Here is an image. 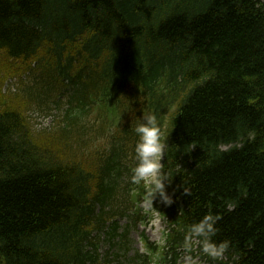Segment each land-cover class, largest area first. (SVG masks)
<instances>
[{
  "label": "trees",
  "instance_id": "1",
  "mask_svg": "<svg viewBox=\"0 0 264 264\" xmlns=\"http://www.w3.org/2000/svg\"><path fill=\"white\" fill-rule=\"evenodd\" d=\"M6 68L37 79L18 102L0 88V264H93L83 226L121 191L128 140L100 151L95 136L146 115L168 144L173 203L154 206L171 244L212 215L234 264H264V0H0ZM57 75L77 85L71 107L35 140L19 106Z\"/></svg>",
  "mask_w": 264,
  "mask_h": 264
},
{
  "label": "clouds",
  "instance_id": "2",
  "mask_svg": "<svg viewBox=\"0 0 264 264\" xmlns=\"http://www.w3.org/2000/svg\"><path fill=\"white\" fill-rule=\"evenodd\" d=\"M143 122L135 127V133L139 140L135 146L136 165L132 169L131 182L140 184L142 181L151 184L148 191L149 203L153 204L154 199L159 195L161 202L167 205L173 203V198L166 190L167 184L172 180L162 171V158L165 145L162 142V133L154 115L143 116ZM185 194H191L188 188H184ZM218 217L212 215L204 216L199 222L194 223L186 236L189 243L193 239L200 241V248L203 254L213 259H222L228 242L217 243L213 237L217 233L216 222Z\"/></svg>",
  "mask_w": 264,
  "mask_h": 264
},
{
  "label": "rangeland",
  "instance_id": "3",
  "mask_svg": "<svg viewBox=\"0 0 264 264\" xmlns=\"http://www.w3.org/2000/svg\"><path fill=\"white\" fill-rule=\"evenodd\" d=\"M2 74L4 76H6V72L4 70H1ZM29 76V75H28ZM28 76H25L24 79L27 80ZM39 82V80H37ZM6 89H9V87L12 85H14V87L17 89L18 87H21L22 82H20V80L17 77H13V78H8L6 81ZM47 102H51L52 101V97H47ZM49 103V104H51ZM48 104V105H49ZM39 107L41 108V106L39 105ZM39 107H37L36 105H34L31 109L32 111V118H33V122L35 123V125L37 127H47L49 124L50 126L53 124V119L55 118V116H51L52 114L50 113H46V111H42L39 109ZM52 110L54 109L53 106H51ZM135 157V154H134ZM133 157V158H134ZM144 208L146 211L150 210V206L148 205V203L146 202L145 204L143 203ZM120 218V217H119ZM128 222V220L121 218L120 219V224L123 226ZM124 227V226H123ZM144 227H146V229H149L150 232H153L155 234L154 239H152V241H157V240H163V237L165 239L166 235H165V231L164 229L166 228V221L159 215V213H153V216L150 217L149 222H144V224H137V226L132 227L130 230V235L129 238L131 240V244H130V250L129 252L124 251V249L120 246V244L118 243H113L110 241V243L103 241V243H101L100 246V252L101 255H103L102 257L104 258L107 254L110 255V258L113 261V264H126L127 263V259L130 257V255L134 254V252H136V250H143V246H142V242H141V231L144 229ZM104 234L102 236V239L104 238ZM107 239V237H106ZM111 245V247L109 246ZM198 247V245H197ZM198 256L191 262V264L194 263V261H196V264H218V261L215 260H211L209 258H207L206 256H204L203 254H200V249L198 248ZM182 255H184V260H183V264H188L190 262V258L192 256V254H190L188 252V250H183ZM229 258L227 255H224L222 260L227 261ZM153 264H160L157 261Z\"/></svg>",
  "mask_w": 264,
  "mask_h": 264
}]
</instances>
